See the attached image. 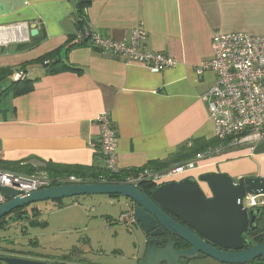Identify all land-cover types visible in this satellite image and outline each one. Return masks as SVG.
<instances>
[{
	"label": "crops",
	"instance_id": "obj_1",
	"mask_svg": "<svg viewBox=\"0 0 264 264\" xmlns=\"http://www.w3.org/2000/svg\"><path fill=\"white\" fill-rule=\"evenodd\" d=\"M75 1L0 0V68L19 67L50 53L69 67L45 75L40 64L26 66L27 78L35 80L33 90L0 104V160L99 171L103 163L92 144L99 138L95 119L102 112L109 114L118 134L120 172L167 162L188 142L191 148L202 139L213 141L207 103L201 98L216 76L212 71L197 74L196 66L211 58L215 32L264 36V0H90L86 18L94 32L120 41L141 26L147 35L145 50L175 60V66L156 74L86 45L67 50L76 32ZM205 173L226 174L234 182L264 179V141L252 153L238 150L206 160L187 176ZM263 223L264 213L258 227ZM82 245L59 258L33 252L20 256L72 264L87 261L81 257Z\"/></svg>",
	"mask_w": 264,
	"mask_h": 264
},
{
	"label": "built area",
	"instance_id": "obj_2",
	"mask_svg": "<svg viewBox=\"0 0 264 264\" xmlns=\"http://www.w3.org/2000/svg\"><path fill=\"white\" fill-rule=\"evenodd\" d=\"M146 36L141 26L133 28L129 36L120 41L103 37L97 32H85V45L109 58H124L141 64L155 74L175 66L172 57L145 50ZM76 39L82 41L83 33L78 34ZM211 50V58L200 61L195 70L197 74L212 71L216 76L214 85L201 99L207 103L208 119L213 125L217 145L196 154L191 160L163 170L145 169L131 173L112 184L138 187L142 183L159 186L164 182H179L188 178L187 175L206 160L238 150L252 153L264 141V36L215 32ZM20 77V73L15 74L12 80ZM95 122L99 138L92 146H98L105 170L117 175L120 173L116 158L118 134L107 112L100 113ZM187 146L190 147L191 143L188 142ZM69 184L81 182L74 176L51 177L43 170L33 174L0 170V187L17 191L19 196ZM5 202L0 193V206ZM243 204L250 209L262 208L264 196H247ZM119 223L136 224L133 211L123 214Z\"/></svg>",
	"mask_w": 264,
	"mask_h": 264
},
{
	"label": "water",
	"instance_id": "obj_3",
	"mask_svg": "<svg viewBox=\"0 0 264 264\" xmlns=\"http://www.w3.org/2000/svg\"><path fill=\"white\" fill-rule=\"evenodd\" d=\"M36 29L32 28L30 36ZM210 191L207 198L193 177L159 185L151 195L125 184H69L18 195L0 187L6 202L0 206V219L31 204L78 196L106 195L126 198L133 208L135 223L148 235L139 264H182L210 258L220 264H252L264 256V242L252 245L248 235L258 229L262 208H247V196H264V179L242 178L234 182L226 174L205 173L199 176ZM177 219V220H175ZM186 224L184 226L180 222ZM169 235L188 246L176 249ZM50 259L0 255V264H61Z\"/></svg>",
	"mask_w": 264,
	"mask_h": 264
},
{
	"label": "rangeland",
	"instance_id": "obj_4",
	"mask_svg": "<svg viewBox=\"0 0 264 264\" xmlns=\"http://www.w3.org/2000/svg\"><path fill=\"white\" fill-rule=\"evenodd\" d=\"M8 83L5 80L0 86ZM129 203L123 197L93 195L31 204L23 208L26 214L22 218L13 220L11 214L4 218L0 250L13 249L11 253L19 256L33 252L59 258L83 243L81 257L92 264H139L144 235L137 224L119 223L123 214L133 210Z\"/></svg>",
	"mask_w": 264,
	"mask_h": 264
},
{
	"label": "trees",
	"instance_id": "obj_5",
	"mask_svg": "<svg viewBox=\"0 0 264 264\" xmlns=\"http://www.w3.org/2000/svg\"><path fill=\"white\" fill-rule=\"evenodd\" d=\"M90 0H76L75 1V8H76V16H75V25H76V32L74 35L69 39L70 46L67 47L69 50L72 47L77 46H84L86 39H85V32L91 33L94 32L87 23L86 18V9L90 6ZM83 33L82 41H78L77 35ZM55 55L50 53L45 55L33 62H28L25 64H21L19 67H6L0 68V84L1 82L8 80V84L4 87L0 86V104L6 97L16 98L22 95H25L33 90L34 79H28L26 76V66L31 64H40L44 68L45 75H53L60 73L62 71H66L69 69L68 65L65 63L60 62V60L55 59ZM21 74V77L18 80H12V77L15 74ZM10 79V80H9ZM218 141L214 139L213 141H204V139L199 140L198 142H193L192 147H183L177 153L173 155V157L164 163H151L149 166L145 167L149 170H163L165 168L170 167L171 165H175L177 163L185 162L191 160L195 157L196 154L205 151L209 147L216 146ZM0 170L1 171H13V172H20L23 174H33L38 170H43L51 177H63V176H74L75 178L79 179L81 183H91V184H112L114 182H118L122 180V178L126 175H130L131 173H135L132 171L128 172H120L117 175L109 174L104 166L100 168L99 171H94L92 167H82V166H75V165H56L52 163H43L38 168L31 167L30 165L26 164L25 161L22 162H8L0 160ZM138 170L139 171H143ZM158 186L151 184V183H142L137 188L141 190L143 193L147 195H151V193L157 188ZM116 197V196H110ZM264 208V207H263ZM23 210V209H22ZM18 211V210H17ZM133 211V210H131ZM23 212V211H22ZM24 213V212H23ZM21 214V213H19ZM26 214V213H25ZM16 215V214H15ZM20 216H16L13 220L20 219ZM5 223L1 221L0 224ZM251 237L252 245L259 244L264 242V225L258 227V229L254 232L248 234ZM165 241L163 240V244ZM178 245L184 246L183 243L179 242ZM178 245L176 248H179ZM181 248V247H180ZM3 250V248L1 247ZM264 264V256L256 259L252 264Z\"/></svg>",
	"mask_w": 264,
	"mask_h": 264
},
{
	"label": "flooded vegetation",
	"instance_id": "obj_6",
	"mask_svg": "<svg viewBox=\"0 0 264 264\" xmlns=\"http://www.w3.org/2000/svg\"><path fill=\"white\" fill-rule=\"evenodd\" d=\"M190 177H192V176H190ZM196 181H197V184H198V186H199V188L201 189V191L204 193V195L207 197V198H209V197H211V194H210V191H209V189L207 188V185L204 183V182H201V181H199V176H197V177H193ZM186 179V178H185ZM184 180V179H183ZM180 182V181H179ZM24 213H23V212ZM19 213H21V214H19ZM25 211L24 210H22V209H20V210H18V211H15V212H13L11 215H13L12 217H16V216H20L21 218L23 217V216H25ZM16 214V215H15ZM5 218V217H4ZM4 218H2V219H0V222L1 221H4L5 219ZM175 220H177V219H175ZM178 222H180L181 224H183L184 226H186V224H184L183 222H181V221H179L178 220ZM143 233V232H142ZM143 235H144V239H145V242L149 239V237H148V235H145L144 233H143ZM167 238H170L172 241H174V242H176V243H179V241L177 240V239H175V238H172V237H170L169 235H165V236H163V237H160V238H158L159 239V242L160 243H162V241L164 240V239H167ZM178 245V244H177ZM184 245V244H183ZM178 247L179 248H176V249H183V250H185V249H188L189 247L188 246H186V245H184V246H181V245H178ZM181 247V248H180ZM13 250V249H12ZM12 250H8V249H3V250H0V255H5V256H9V255H13V254H15V253H11V251ZM181 263L182 264H188V263H190V262H187V261H184V260H182L181 261ZM72 264H92V263H90V262H88V261H81V262H77V263H72Z\"/></svg>",
	"mask_w": 264,
	"mask_h": 264
},
{
	"label": "bare ground",
	"instance_id": "obj_7",
	"mask_svg": "<svg viewBox=\"0 0 264 264\" xmlns=\"http://www.w3.org/2000/svg\"><path fill=\"white\" fill-rule=\"evenodd\" d=\"M165 183H169V182H164V183H162V184H165ZM162 184H161V185H162Z\"/></svg>",
	"mask_w": 264,
	"mask_h": 264
}]
</instances>
